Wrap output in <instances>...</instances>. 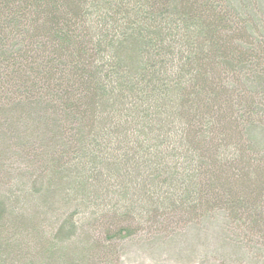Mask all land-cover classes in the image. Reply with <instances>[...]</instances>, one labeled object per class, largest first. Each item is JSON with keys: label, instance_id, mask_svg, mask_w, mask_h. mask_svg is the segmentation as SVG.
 Returning <instances> with one entry per match:
<instances>
[{"label": "trees", "instance_id": "1", "mask_svg": "<svg viewBox=\"0 0 264 264\" xmlns=\"http://www.w3.org/2000/svg\"><path fill=\"white\" fill-rule=\"evenodd\" d=\"M211 219L264 231V0H0V264Z\"/></svg>", "mask_w": 264, "mask_h": 264}, {"label": "rangeland", "instance_id": "2", "mask_svg": "<svg viewBox=\"0 0 264 264\" xmlns=\"http://www.w3.org/2000/svg\"><path fill=\"white\" fill-rule=\"evenodd\" d=\"M236 227L211 219L167 234L142 230L123 244L122 263L264 264V231Z\"/></svg>", "mask_w": 264, "mask_h": 264}]
</instances>
